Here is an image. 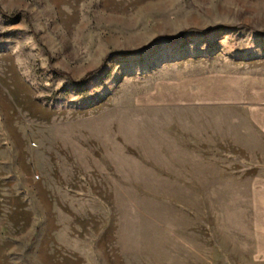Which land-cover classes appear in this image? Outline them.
I'll return each instance as SVG.
<instances>
[{"label": "rangeland", "instance_id": "obj_1", "mask_svg": "<svg viewBox=\"0 0 264 264\" xmlns=\"http://www.w3.org/2000/svg\"><path fill=\"white\" fill-rule=\"evenodd\" d=\"M255 40L264 0H0V264H264Z\"/></svg>", "mask_w": 264, "mask_h": 264}, {"label": "crops", "instance_id": "obj_2", "mask_svg": "<svg viewBox=\"0 0 264 264\" xmlns=\"http://www.w3.org/2000/svg\"><path fill=\"white\" fill-rule=\"evenodd\" d=\"M262 45H263L262 40H255L253 43H251L250 46L243 49L245 51L254 52V53L264 52V46L262 47ZM248 57H252V56H248ZM212 76H214L213 77L214 79L211 82L213 89L216 90L218 87H222L221 89H224L225 87V90H222L220 93H217V95H214V97L211 98V101L232 103L234 100V96H232V92L228 91V90L231 91V87L229 86L232 85V81H231L232 73H227L226 71H223V72H218L217 74L214 73V75ZM196 77L198 76L196 75L194 77L191 75L189 76L178 75L176 78L166 80L169 81L168 84L170 85L172 91V94L168 97L167 102L174 105H184L186 103L192 102L194 100V97L191 94H189V92L194 91L200 87V83L196 80ZM242 77H243L242 79L243 84L246 86L247 94L241 97V102H242L241 112L242 115L247 117L246 122L250 120L249 117H253V116L257 117L256 119L253 117V120L257 124V132L258 133L263 132L262 139L260 138L258 140L259 142L257 144V147H264V120H261L259 117L261 113H264V95L258 96L256 94L257 96L250 97L248 95L249 93L248 74H244L242 75ZM256 78L258 81L260 77L256 75ZM243 93H245V91H243L242 94ZM250 99L254 100L251 106H256V107H249L248 103L251 101Z\"/></svg>", "mask_w": 264, "mask_h": 264}]
</instances>
